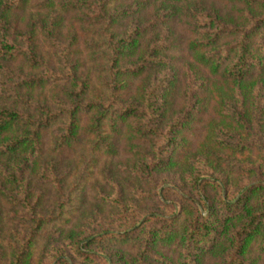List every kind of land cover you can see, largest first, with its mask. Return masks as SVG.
Wrapping results in <instances>:
<instances>
[{
	"label": "trees",
	"instance_id": "obj_1",
	"mask_svg": "<svg viewBox=\"0 0 264 264\" xmlns=\"http://www.w3.org/2000/svg\"><path fill=\"white\" fill-rule=\"evenodd\" d=\"M263 102L264 0H0V264H264ZM81 145L109 217L50 232Z\"/></svg>",
	"mask_w": 264,
	"mask_h": 264
},
{
	"label": "rangeland",
	"instance_id": "obj_2",
	"mask_svg": "<svg viewBox=\"0 0 264 264\" xmlns=\"http://www.w3.org/2000/svg\"><path fill=\"white\" fill-rule=\"evenodd\" d=\"M222 86L224 85L220 81H214L212 83V88L214 90H221ZM214 93L215 92L210 93V99H212ZM203 122L204 123L201 122V124L197 122L193 125L194 129H198V133L196 134V136L195 134L191 135L189 133L187 141L189 143V150L187 149L186 153L191 152L190 149H193V151L195 152H202L199 151L200 144L202 143V139L206 135V132L209 131L208 128L211 124L209 118H205ZM261 127L264 129V123H262ZM76 148V153L69 157L68 155H51V157H53V160L58 161V172L63 174L62 180L65 184L64 186L66 187V191H64L66 196V198L64 199H66V203L62 206V211L54 209L55 220L51 225L46 226V229L50 232L66 228V225L64 224L66 220H72V222L79 221L86 212L91 211V209L94 207L98 208L100 213H102V216L109 217L110 207L106 204H100L95 198V193L97 190L107 189L106 183L102 181L100 176V173L106 169H104V166L101 162L95 163L92 159V156L88 155V153H85V151L82 150V145ZM49 155V153H46L47 157ZM109 168H111L112 170L115 169L114 166ZM219 168L222 169V167ZM113 175L121 178V174L118 171H115ZM166 178L168 180L165 184L162 185L163 187L174 186L178 189H181L180 178H176V176L174 175H171L170 177L167 176ZM32 182L34 183L35 189L38 191H40V189L43 190L42 188L44 187L50 189V185H47V183H37L34 175H32ZM125 184L127 187H129L128 183ZM49 191L51 192V195H49L48 204L55 205V203L57 202V195L55 194V191ZM0 208L4 229L7 230V228L11 226V217L9 215L10 210L12 209L6 206L4 203L3 207ZM48 241L49 240L46 239V237L43 235L38 238V243L36 245V255H40L42 251L47 249Z\"/></svg>",
	"mask_w": 264,
	"mask_h": 264
}]
</instances>
